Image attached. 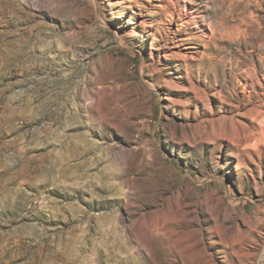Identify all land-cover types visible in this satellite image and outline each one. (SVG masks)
<instances>
[{"label":"rangeland","instance_id":"obj_1","mask_svg":"<svg viewBox=\"0 0 264 264\" xmlns=\"http://www.w3.org/2000/svg\"><path fill=\"white\" fill-rule=\"evenodd\" d=\"M0 264H264V0H0Z\"/></svg>","mask_w":264,"mask_h":264},{"label":"bare ground","instance_id":"obj_2","mask_svg":"<svg viewBox=\"0 0 264 264\" xmlns=\"http://www.w3.org/2000/svg\"><path fill=\"white\" fill-rule=\"evenodd\" d=\"M127 8H128V6H127ZM144 27H148V25L146 24ZM145 29V28H144Z\"/></svg>","mask_w":264,"mask_h":264}]
</instances>
